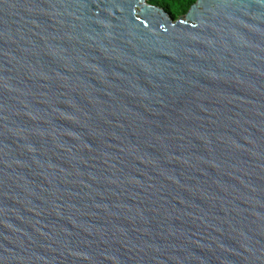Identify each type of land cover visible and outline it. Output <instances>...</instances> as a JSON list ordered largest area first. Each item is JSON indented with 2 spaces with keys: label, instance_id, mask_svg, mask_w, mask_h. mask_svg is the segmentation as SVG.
Here are the masks:
<instances>
[{
  "label": "water",
  "instance_id": "95a60500",
  "mask_svg": "<svg viewBox=\"0 0 264 264\" xmlns=\"http://www.w3.org/2000/svg\"><path fill=\"white\" fill-rule=\"evenodd\" d=\"M0 264H264V0H0Z\"/></svg>",
  "mask_w": 264,
  "mask_h": 264
},
{
  "label": "trees",
  "instance_id": "16d2710c",
  "mask_svg": "<svg viewBox=\"0 0 264 264\" xmlns=\"http://www.w3.org/2000/svg\"><path fill=\"white\" fill-rule=\"evenodd\" d=\"M196 0H148L151 5L160 7L165 11H176V13L183 15L185 14L191 5L195 3ZM176 13H172V18L176 17Z\"/></svg>",
  "mask_w": 264,
  "mask_h": 264
},
{
  "label": "rangeland",
  "instance_id": "374dc122",
  "mask_svg": "<svg viewBox=\"0 0 264 264\" xmlns=\"http://www.w3.org/2000/svg\"><path fill=\"white\" fill-rule=\"evenodd\" d=\"M166 12L169 13L170 15H171L172 13H176V11H174V9H172V11H168V10H166ZM183 15H184V14H183ZM179 16H182V15L176 13V17H175V18H178Z\"/></svg>",
  "mask_w": 264,
  "mask_h": 264
}]
</instances>
